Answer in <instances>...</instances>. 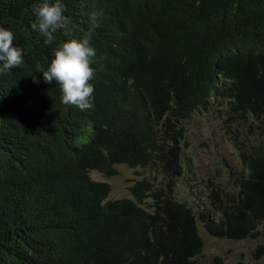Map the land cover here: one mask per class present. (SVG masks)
I'll use <instances>...</instances> for the list:
<instances>
[{
  "label": "trees",
  "instance_id": "trees-1",
  "mask_svg": "<svg viewBox=\"0 0 264 264\" xmlns=\"http://www.w3.org/2000/svg\"><path fill=\"white\" fill-rule=\"evenodd\" d=\"M40 2L0 0V27L24 52L0 74V264H197L202 230L254 237L264 145L240 153L246 172L231 190L217 185L193 207L172 195L181 119L215 98L264 118V0H64L70 37L58 31L50 46L32 28ZM93 12L94 106L81 111L38 71ZM119 164L150 168L165 186L144 177L131 197L108 199L89 171Z\"/></svg>",
  "mask_w": 264,
  "mask_h": 264
},
{
  "label": "rangeland",
  "instance_id": "rangeland-1",
  "mask_svg": "<svg viewBox=\"0 0 264 264\" xmlns=\"http://www.w3.org/2000/svg\"><path fill=\"white\" fill-rule=\"evenodd\" d=\"M217 107L208 106L202 111L192 112L181 119L182 127L178 146L179 168L174 178L173 197L180 203L192 206L202 203L211 189L219 185L231 190L235 174H245L240 153L245 147L264 145V118L250 114L241 117L230 110L227 101ZM114 175L90 170L92 179L106 182L110 186L109 199L131 197L130 186L144 177L159 187L165 186L163 175L147 167L115 166ZM199 196V198H198ZM150 202L143 200L144 206ZM193 207V206H192ZM202 252L195 257L197 264H264V221L258 226L254 237L241 240L214 238L201 232Z\"/></svg>",
  "mask_w": 264,
  "mask_h": 264
},
{
  "label": "clouds",
  "instance_id": "clouds-1",
  "mask_svg": "<svg viewBox=\"0 0 264 264\" xmlns=\"http://www.w3.org/2000/svg\"><path fill=\"white\" fill-rule=\"evenodd\" d=\"M66 11L64 0H41L38 5L34 6L33 15L36 17V22L32 28L42 35L44 45H53L56 41L55 34L58 31L70 37ZM98 16V13H91L88 21L89 27L85 34L80 39L68 38L61 42L53 50L46 68L38 71L42 74L44 83L59 85L62 104L76 107L81 111L89 110L94 106L95 89L90 81L94 79L92 64L97 53L90 41L99 27ZM14 38L15 34L11 30L0 27V74L24 63V52L21 48L14 46ZM34 82L39 81L34 79ZM216 99L210 100L205 108H196L189 114L205 110L208 106L215 108L214 104L218 101Z\"/></svg>",
  "mask_w": 264,
  "mask_h": 264
}]
</instances>
